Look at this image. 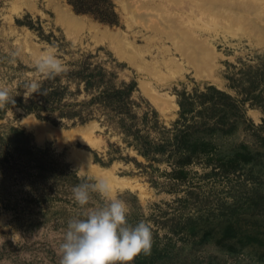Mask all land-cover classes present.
I'll return each instance as SVG.
<instances>
[{"label": "rangeland", "instance_id": "1", "mask_svg": "<svg viewBox=\"0 0 264 264\" xmlns=\"http://www.w3.org/2000/svg\"><path fill=\"white\" fill-rule=\"evenodd\" d=\"M27 1L0 0V88L10 93L42 79L34 61L49 49L64 68L92 53L118 82H136L140 140L129 143L132 135L97 117L80 122L54 111L40 118L18 106L0 111L2 149H10L9 132L18 128L21 143L67 170L66 179L41 180L16 155L0 173V264H60L67 221L105 203L95 192L85 207L73 199L75 185L96 177H107L113 195L126 202L128 224L151 225V253L131 264H264V0H110L115 23L77 12L68 0H30L32 8ZM68 12L83 25L69 31ZM106 27L119 37L102 33ZM181 29L207 62L196 65L177 46ZM197 126L215 127L223 153L246 146L255 162L227 172L196 160L186 180L173 178L175 135ZM127 178L134 186L118 184Z\"/></svg>", "mask_w": 264, "mask_h": 264}, {"label": "trees", "instance_id": "2", "mask_svg": "<svg viewBox=\"0 0 264 264\" xmlns=\"http://www.w3.org/2000/svg\"><path fill=\"white\" fill-rule=\"evenodd\" d=\"M68 1L77 12L93 14L101 21L108 23L117 22L118 16L110 0ZM29 26L33 28L30 23ZM48 40L50 43L53 42L52 39ZM59 45V49L64 46L63 43ZM92 57V53H82L80 57L66 61L68 66L61 74L50 78L44 76L40 79L38 82L41 90H46V95L32 90L24 97L23 93L27 89L25 85L28 82L20 83L13 92L9 93L14 103H5L3 107H0V111L3 112L7 107L18 106L40 118H48L49 113L54 111H58L59 115L64 117L76 118L80 122L97 117L102 123L121 129L126 136L132 135L133 141L126 140L135 144V140H140L138 130L134 128L138 117L132 108V105L136 103L132 98L136 82L133 80L118 82V73L115 70H108L104 64L93 61ZM218 93L219 99H224L225 93L222 91ZM100 114L102 116H99ZM146 117L147 113L144 115V118ZM214 130L215 127L212 126H197L176 133L175 142L179 155L177 154L174 169L170 173L173 178L186 180L190 172L188 167L196 160L213 162L227 172L236 171L240 167H247L255 162L256 154L246 146L227 153L220 151L215 142ZM9 133L13 139L9 137L7 144L11 147L5 150L2 149L5 135L0 130V173L5 175L12 168V158L14 160L17 155L23 158L22 168L34 167L36 176L41 180L46 181L51 176L66 179L67 175L62 174L67 173L64 166L46 159L41 149L33 150L29 144L20 142L21 139H18L17 135L22 134L23 130L11 128ZM10 140L15 143H11ZM142 143L145 147L142 154L147 156L148 141ZM136 145L139 146L137 143ZM140 148L142 150V147ZM68 176L78 179L75 171H69ZM228 232L230 231L226 232L229 235Z\"/></svg>", "mask_w": 264, "mask_h": 264}, {"label": "clouds", "instance_id": "3", "mask_svg": "<svg viewBox=\"0 0 264 264\" xmlns=\"http://www.w3.org/2000/svg\"><path fill=\"white\" fill-rule=\"evenodd\" d=\"M35 69L45 77L64 72V65L52 49L41 53L34 61ZM33 92L46 95L37 81L25 85ZM12 102L9 91L0 88V105ZM94 182H83L72 189L78 206L89 205L91 193H98L105 203L100 208L87 210L82 216L70 218L60 244V264H131L140 254L148 255L153 246L151 225L140 220L134 226L128 224V206L113 195L107 177L92 178Z\"/></svg>", "mask_w": 264, "mask_h": 264}, {"label": "bare ground", "instance_id": "4", "mask_svg": "<svg viewBox=\"0 0 264 264\" xmlns=\"http://www.w3.org/2000/svg\"><path fill=\"white\" fill-rule=\"evenodd\" d=\"M26 2V1H25ZM24 2V3H25ZM26 5L29 7V8H32L33 7V3H32V1H30V0H28L27 1V3H26ZM68 15H69V18H70V23H67V29L69 30V31H72L73 30V28H77V27H80V26H82L83 25V21H82V19L78 16V15H76V14H74V13H71V12H68ZM227 18L229 19V20H233V17H232V14H228L227 15ZM247 29V28H246ZM182 31L181 32H179L178 33V37L179 38H176V44H177V46L183 51V52H187L188 53V55L189 56H191V58L195 61V63H196V65L198 64L199 66L200 65H202L203 63H205V62H207L206 61V58H207V53H205V54H203L201 57H199V54H200V48H197V47H194V46H192V43H190L191 42V39H190V37H189V34H188V32L187 31H185V30H183V29H181ZM101 32L102 33H105V34H107L108 36H110V38L111 39H116V38H118L119 36H117L118 35V32L117 31H113V30H111V29H108L107 27L106 28H104V29H101ZM181 43V44H180ZM202 52V51H201ZM209 61V60H208ZM191 62V61H190ZM194 63V62H193ZM196 67V66H195ZM199 69H200V67H199ZM143 82L141 81V84H142ZM153 98L155 99V100H160V98L159 97H157V96H153ZM29 124H31L30 122H29ZM33 124V123H32ZM33 126V125H32ZM46 126V125H45ZM34 127V126H33ZM36 127H37V129H40V128H42L43 129V124H41V123H37L36 124ZM36 129V130H37ZM45 130V129H44ZM41 131V130H40ZM36 132V131H35ZM44 133V132H43ZM42 133V134H43ZM50 135V134H49ZM48 135V136H49ZM40 136V134L38 135V138H40L39 137ZM42 136V135H41ZM53 136V135H52ZM42 138H44L43 136H42ZM41 138V139H42ZM101 171V170H100ZM122 179V178H121ZM116 184V183H115ZM118 184L119 185H121V186H134L133 185V183L131 182V181H129L128 180V178H127V180H122V181H119L118 182ZM116 188V187H115Z\"/></svg>", "mask_w": 264, "mask_h": 264}, {"label": "water", "instance_id": "5", "mask_svg": "<svg viewBox=\"0 0 264 264\" xmlns=\"http://www.w3.org/2000/svg\"><path fill=\"white\" fill-rule=\"evenodd\" d=\"M36 51L39 52V49L36 48Z\"/></svg>", "mask_w": 264, "mask_h": 264}]
</instances>
